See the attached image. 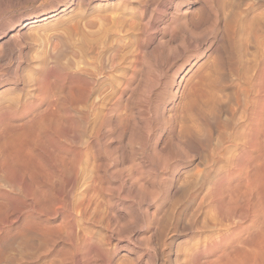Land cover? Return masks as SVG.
Instances as JSON below:
<instances>
[{
  "label": "rangeland",
  "instance_id": "1",
  "mask_svg": "<svg viewBox=\"0 0 264 264\" xmlns=\"http://www.w3.org/2000/svg\"><path fill=\"white\" fill-rule=\"evenodd\" d=\"M0 108V264H264V0H0Z\"/></svg>",
  "mask_w": 264,
  "mask_h": 264
},
{
  "label": "bare ground",
  "instance_id": "2",
  "mask_svg": "<svg viewBox=\"0 0 264 264\" xmlns=\"http://www.w3.org/2000/svg\"><path fill=\"white\" fill-rule=\"evenodd\" d=\"M6 1V0H5ZM54 15L55 14H52L51 15V17L53 16L54 17ZM48 17V16H47ZM37 22V20H29L27 23H25L24 25H23V27L25 26V25H32V24H34V23H36ZM231 24H232V22H230ZM233 23H234V20H233ZM234 25V24H233ZM237 25V24H236ZM22 27V28H23ZM26 27V26H25ZM18 32V31H17ZM12 37H13V35H11ZM17 36V35H16ZM11 38V37H10ZM11 40H13V38L11 39ZM14 41H15V39H14ZM7 42V41H6ZM9 48V47H8ZM8 50V49H7ZM10 52V51H9ZM8 52V53H9ZM7 53V52H6ZM6 55H8V54H6ZM211 86V85H210ZM231 94H233L232 92L230 93V95ZM208 96H209V98H210V102H211V104L210 105H212V109H214V107H216L218 104H220L219 102H221V101H219L218 99H216V97H215V94L214 93H209L208 94ZM236 104H238V103H236ZM221 106V105H220ZM223 106V105H222ZM3 108V107H2ZM2 108H0V109H2ZM241 108V107H240ZM232 110V109H231ZM221 111H222V109H221ZM227 111V110H226ZM252 111H254V110H252ZM229 112V111H228ZM258 112V111H257ZM225 113V112H224ZM233 113V112H232ZM232 113L230 112V114L232 115ZM246 114V113H245ZM250 115V114H249ZM251 115H253L252 116V119H250L251 120V122H252V125H251V128H250V130H249V132H248V134L250 133L251 135H253V134H255L258 130H259V127H260V122L262 121V117H261V115H256V114H251ZM230 116V115H229ZM85 118V117H84ZM240 118H241V116H240ZM240 120V119H239ZM238 120V121H239ZM242 120V119H241ZM232 121H233V119H232ZM231 121V122H232ZM229 122H230V120H229ZM250 122V123H251ZM186 124V123H185ZM230 124H233V122L232 123H230ZM239 124H241V122L239 123ZM227 125H229V123L227 124ZM214 128V127H213ZM231 128H235V126L234 127H231ZM233 129H232V131H233ZM230 130V129H229ZM236 135H235V138H237V137H239V139H240V141H242V139H243V134H242V126H240L239 127V130H238V132H236L235 133ZM233 137V136H232ZM230 139H232V138H230ZM233 140H235V139H233ZM232 141V140H231ZM220 155V154H219ZM235 157V156H234ZM264 159V158H263ZM264 161V160H263ZM260 162V161H259ZM258 162V163H259ZM256 166V165H255ZM264 166V165H263ZM257 167H258V164H257ZM254 168V167H253ZM261 169V167L259 166L258 167V169ZM255 169V168H254ZM258 169L256 170L257 171V173H259L260 172V170L258 171ZM257 173L255 174V176L257 175ZM260 173H263V172H260ZM259 176H262V174H260ZM258 176V177H259ZM261 178V177H260ZM251 179V178H250ZM249 179V180H250ZM259 179V178H258ZM257 180V179H256ZM249 183H250V181H248ZM247 182V183H248ZM254 182V181H253ZM257 183H258V185H256V187L258 186L259 187V185H261L260 184V180H257L256 181ZM255 182V183H256ZM255 183H253V184H255ZM251 184V183H250ZM249 184V185H250ZM252 185V184H251ZM244 186V185H243ZM253 187H255V185L253 186ZM253 187H252V189H253ZM247 188H249V187H247ZM250 190V189H249ZM249 194V193H248ZM262 209V208H261ZM262 224V223H261ZM260 224V225H261ZM262 226V225H261ZM263 226H264V223H263ZM261 229V228H260ZM263 229V228H262ZM246 231H248L247 229H244V231H242L241 233L240 232H238V231H236L235 229L233 230V232H230V233H228V234H226V235H221V234H219V235H217V236H214V235H212L211 237H209V238H207L208 239V242H205V244L203 245L204 246V248H203V251H201V250H194L192 253H191V255L188 257L190 260H191V262L190 261H188V263H191V264H249V245H248V236L247 237H245V238H242V233L243 232H246ZM262 231V230H261ZM252 238V237H251ZM207 241V240H206ZM251 241V240H250ZM221 247H223L224 249H226L227 248V250L226 251H219V249L221 248ZM199 248V247H198ZM201 251V252H200ZM203 253H208L211 257H213V259L212 260H208V261H205L204 263H200V262H198V260H197V257H199L201 254H203ZM187 256H188V254H187ZM202 256V255H201ZM204 256V255H203ZM187 257H185V259H186ZM211 259V258H210ZM187 260V259H186Z\"/></svg>",
  "mask_w": 264,
  "mask_h": 264
}]
</instances>
